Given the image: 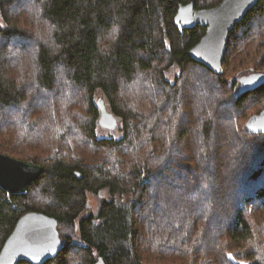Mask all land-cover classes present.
Returning <instances> with one entry per match:
<instances>
[{"label": "trees", "instance_id": "16d2710c", "mask_svg": "<svg viewBox=\"0 0 264 264\" xmlns=\"http://www.w3.org/2000/svg\"><path fill=\"white\" fill-rule=\"evenodd\" d=\"M221 1L0 0V153L42 168L23 195L0 189V250L33 211L62 243L44 264H68V247L77 264H264V134L245 129L264 85L238 94L237 81L264 74V0L230 32L220 75L188 55L205 28L174 25L179 5ZM139 85L149 113L135 109ZM97 90L123 120L119 140L96 137ZM79 138L101 158L63 154Z\"/></svg>", "mask_w": 264, "mask_h": 264}, {"label": "water", "instance_id": "95a60500", "mask_svg": "<svg viewBox=\"0 0 264 264\" xmlns=\"http://www.w3.org/2000/svg\"><path fill=\"white\" fill-rule=\"evenodd\" d=\"M257 2L258 0H222L213 8L199 10L195 9L193 2L179 5L174 17V25L179 31L196 26L205 28L204 36L188 52L190 59L214 74H222L229 34ZM237 81L238 94H244L264 85V74L250 73ZM97 107L98 125L113 130L117 125L116 117L106 110L102 99L97 101ZM245 129L252 134H264V109L247 120ZM41 173L39 165L0 153V189L7 196L23 195ZM77 177L80 178L79 175ZM61 250L56 221L43 213L31 211L18 219L5 240L0 250V264H44L55 259Z\"/></svg>", "mask_w": 264, "mask_h": 264}, {"label": "rangeland", "instance_id": "374dc122", "mask_svg": "<svg viewBox=\"0 0 264 264\" xmlns=\"http://www.w3.org/2000/svg\"><path fill=\"white\" fill-rule=\"evenodd\" d=\"M1 24H3V23H2V19L0 17V25ZM23 60H25V59H23ZM249 73L250 72L245 71L241 76H246ZM177 74H178V68L177 67H173V68H171L170 70H168L166 72V78L169 81L172 82L173 79L175 78V76H177ZM196 75H198V74H196ZM143 83H144V81H143ZM191 85L195 86V88L192 87L194 91H191L192 88H190V89L189 88H185L184 90H182V95H186V93L188 94V93H191V92L193 94V92L195 93V91L199 89L198 85L196 83H192ZM60 86H61V84H60ZM139 88H140V92L143 93L142 95L140 94L134 100L132 99L131 96H129V95L128 96L133 100V103L135 104V109H136V111L138 113H140V114L149 113V112L152 111V105L148 101V93L143 91L144 90V86H140L139 85ZM99 99L103 100L106 110L108 112H110L107 101L104 100V98H102L101 91L97 90L95 92V102H97ZM257 109H259V106H255L254 109L247 110L248 111L247 113H252L253 111H255ZM122 122H123L122 119L117 118V125H116V127L113 130H107V129H104V128L100 127L99 125H97L96 130H95L96 137L98 139L105 138V139L119 140L122 137V135H123ZM59 126L61 128V125H59ZM74 131H75V132H73L74 136L79 135V133H80L79 131H77V130H74ZM152 140H153V138H152ZM189 142H190V138L186 140L185 144H188ZM63 154L72 157L73 160L74 159L85 158V159H87V161H92L93 159L96 160V159L101 158V156H102L101 153L95 152L94 149L87 142H85L84 139L82 140L81 138H79L77 140V142H74V145L72 147H70V145H69V147L67 148V145H66L65 150H63ZM182 183H184V181H183V179H180L178 181H175L174 185L175 186H179ZM38 192L39 191H37L35 193V195H34L35 197L32 200L30 199L31 200L30 203H32V205H34L36 208L40 207L39 205H40L41 201H45V199L40 200L37 197ZM102 198H106V193L105 192H101L98 196L87 195L84 209L80 213V215L77 218V220H79L81 217H83L86 213H95L97 211V207H98V205L100 203V200ZM35 199H37V201H35ZM34 201H35V204L38 205V206H36L33 203ZM63 232L66 235H68V236L69 235L72 236V237L74 236V233H72V230H70V229H66V231H63ZM73 240L77 241V238H74ZM76 251L77 250H75L74 247H72V248L68 247V249H67V257H69V263L68 264H77L80 261V259H81L80 257L81 256H80L79 253H81V252H79V251L76 252ZM161 263L162 264H170L169 261L167 262V260H164V262H163V260H161ZM178 263L179 262H177V261H172L171 262V264H178Z\"/></svg>", "mask_w": 264, "mask_h": 264}]
</instances>
